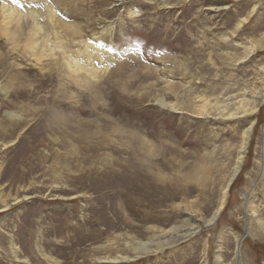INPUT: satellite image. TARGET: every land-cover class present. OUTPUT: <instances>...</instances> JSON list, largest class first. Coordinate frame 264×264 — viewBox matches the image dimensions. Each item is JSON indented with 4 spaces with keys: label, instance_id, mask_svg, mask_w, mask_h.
I'll return each mask as SVG.
<instances>
[{
    "label": "rangeland",
    "instance_id": "1",
    "mask_svg": "<svg viewBox=\"0 0 264 264\" xmlns=\"http://www.w3.org/2000/svg\"><path fill=\"white\" fill-rule=\"evenodd\" d=\"M54 4L63 21L110 39L98 45L113 56L94 59L97 79L84 89L56 76L57 64L0 34V125L11 128L0 131V209L7 205L0 211V264H264V46L244 57L246 46L264 40V0ZM132 8L137 14L130 16ZM121 55L125 65L115 59ZM57 114L67 120L66 131L51 124ZM252 119L239 169L209 223ZM131 131L156 148L166 140L175 164L160 155L149 160L167 175L204 166V186L167 180L170 193L182 192L168 197L164 184L146 174L147 186L133 142L126 143ZM20 165L32 167L22 179ZM121 233L126 241H150V253L117 245ZM115 255L124 261L111 262Z\"/></svg>",
    "mask_w": 264,
    "mask_h": 264
},
{
    "label": "bare ground",
    "instance_id": "2",
    "mask_svg": "<svg viewBox=\"0 0 264 264\" xmlns=\"http://www.w3.org/2000/svg\"><path fill=\"white\" fill-rule=\"evenodd\" d=\"M50 3L47 2V0H44V7L40 8V7H35V6H31L30 5V0H17L15 3H10L6 0H0V17H2V20L0 18V34L3 35L9 42L10 45H12V47H21V50H23V52L25 51H31L34 50L35 53L39 54V56L41 58H45V60H49L48 63L53 62L55 64H57V67L55 69V74L56 76H58L59 78H64L67 81H69V83L78 86V87H84L87 89L91 88V85L93 83V79L94 81L97 79L96 78V71L95 69H98L95 67L94 65V59H102L103 56L102 55H106L108 56V58H112L111 56V52L108 51L107 49H103L102 47H100L98 44H100L101 46L109 44L110 45V39H106L105 41H107L108 43H104V38L103 35L100 34L98 35L97 33H91V37L88 36L87 34H85L82 30H80V23L79 22H74V21H63L57 14V8H55V4L53 5V7L51 6V1L52 0H48ZM43 3V4H44ZM26 4V5H24ZM253 9V7H252ZM253 10H251L252 12ZM249 12L246 17L242 18L241 20H237L236 24H235V28H234V32H237L238 29L240 28V23H242L249 15ZM64 14H66L65 11H63ZM128 15L132 16L137 14V10H133L129 9L127 12ZM80 21V20H79ZM12 23V24H11ZM83 25V24H82ZM84 29V28H83ZM107 30V28H104ZM96 32V31H95ZM98 32V31H97ZM223 35V34H222ZM226 35V34H225ZM110 36V34H109ZM233 36V35H232ZM106 38V36H105ZM226 40V39H225ZM259 40V39H258ZM70 43V45H67L68 42ZM264 40L260 39L258 42H254L251 43L250 45L245 47V55L244 57H247L249 54H251L253 51H255L258 48H261L264 46V44L262 43ZM103 44V45H102ZM76 46V47H75ZM20 50V49H19ZM33 52V51H31ZM78 52L77 55V61L75 60V56ZM110 52V53H109ZM12 53V52H11ZM122 53V52H121ZM34 54V53H33ZM97 54V56H96ZM132 54V55H131ZM131 59H135L137 57H133L134 55H136L135 53L133 54V52H131ZM228 54V53H227ZM26 55V53H25ZM23 55V56H25ZM35 55V54H34ZM101 55V56H100ZM20 56V54H19ZM22 56V55H21ZM22 56V57H23ZM29 56V55H28ZM115 56V55H114ZM21 57V58H22ZM32 57V56H31ZM38 57V56H37ZM122 58H115L116 61L120 64H124V60L122 61V59L124 58L121 55ZM243 57V55L241 56ZM30 59V58H29ZM107 59V58H106ZM128 59V58H126ZM42 60V59H41ZM127 62V61H125ZM128 63V62H127ZM37 64V63H36ZM41 64V63H40ZM103 64V62H102ZM130 64V63H129ZM106 65V64H105ZM125 65V64H124ZM40 66V65H39ZM48 66V65H46ZM107 66V65H106ZM117 66V65H116ZM127 66V65H126ZM42 67H45L44 65H42ZM124 67V66H123ZM131 67V66H130ZM39 68V67H38ZM120 68V67H119ZM118 68V69H119ZM106 69V67H105ZM115 69V68H114ZM49 70V69H48ZM181 71V70H180ZM179 71V72H180ZM178 72V71H177ZM184 72V71H183ZM118 73V72H117ZM100 74V73H99ZM105 74V73H104ZM103 74V75H104ZM133 76V75H132ZM138 76V75H137ZM46 80V79H45ZM50 80V79H49ZM63 80V79H62ZM14 81V80H13ZM55 81V80H53ZM126 82V81H125ZM130 82V81H129ZM118 83V82H117ZM21 84V83H20ZM120 84V83H119ZM166 84V83H165ZM62 87H60L61 91H64V85L63 82H61L60 84ZM59 85V86H60ZM154 85V84H153ZM168 85V83H167ZM166 86V85H165ZM178 86V85H177ZM68 87V86H67ZM65 85V88H67ZM122 87V86H121ZM125 87V86H124ZM123 87V88H124ZM173 87V86H172ZM169 89V88H168ZM189 89V88H188ZM25 90V89H24ZM69 90V89H68ZM79 90V89H78ZM83 90V89H82ZM170 90V89H169ZM175 90V89H174ZM67 91V89H66ZM160 91V90H159ZM191 90L189 89L188 92H190ZM246 91V90H245ZM94 92V90H93ZM105 93V92H104ZM113 93V92H112ZM208 93V92H206ZM243 93V92H242ZM257 93V92H256ZM36 94V93H35ZM176 94V93H175ZM174 94V95H175ZM258 94V93H257ZM115 95V94H113ZM160 95V94H159ZM178 95V94H177ZM182 95V94H181ZM198 95V94H197ZM201 95V94H200ZM199 95V96H200ZM215 95V94H214ZM64 96H66V94H64ZM179 96V95H178ZM205 96V95H204ZM236 96V95H235ZM240 96V94H239ZM54 97V96H53ZM82 97V96H81ZM94 97L99 100V96L97 93H94ZM241 97V96H240ZM261 97V96H260ZM33 98V97H32ZM154 98V97H153ZM198 98V97H197ZM209 98V97H208ZM230 98V97H229ZM234 98V97H233ZM243 98V97H242ZM227 99V98H225ZM262 99V98H261ZM95 100V99H94ZM199 100V99H198ZM210 100V99H208ZM220 100V98H219ZM54 101V99H53ZM228 101V99H227ZM262 101V100H261ZM55 102V101H54ZM206 102V101H204ZM218 102V101H217ZM239 102V100H238ZM248 103V102H246ZM255 104V103H254ZM43 105V106H42ZM41 106L42 108H45L46 106H50L51 105V101H47L45 103H43ZM57 105V104H56ZM206 105V104H205ZM211 105V104H210ZM224 105V104H223ZM55 106V105H54ZM227 106V105H226ZM238 107V106H237ZM42 108L37 107V108H30V110L33 112L34 110H36L37 112H39ZM48 108V107H47ZM46 108V109H47ZM222 108V107H221ZM242 108V107H241ZM252 108V107H251ZM45 109V110H46ZM218 109V108H217ZM225 109V108H224ZM223 109V110H224ZM227 110V109H226ZM256 110L255 108H252V112ZM217 111V110H216ZM219 111V110H218ZM233 111V110H231ZM249 111H251L249 109ZM45 112V111H44ZM15 113V112H14ZM20 113V112H19ZM222 113V112H221ZM226 113V112H224ZM248 113V112H246ZM205 114V113H204ZM10 115H12L10 113ZM239 115V114H238ZM231 116V115H230ZM13 117V116H12ZM17 117V116H16ZM25 117V116H24ZM48 118V117H47ZM12 119V118H11ZM46 119V118H45ZM51 119V117H50ZM52 120V121H51ZM50 121L53 122L51 123L52 125L55 124L57 129L59 128L60 130H62V127L64 128V126H66L67 124V120L61 116V115H56L54 118H52ZM78 120V119H77ZM254 120L252 119L248 125L246 127V129L244 130V134H243V138H242V144L240 147V150L238 152L237 155V159H236V166L233 170L232 175L229 178V181L227 183V185L225 186L224 190H223V194L220 200V205L219 207L214 211V213L212 214V217L209 221V223H211L221 205L224 202V197L226 194V189L228 187V185L230 184V182L232 181L233 177H235L239 166L241 164V160L242 157L246 151V147L248 144V140L250 137V131H251V126L253 124ZM8 123V122H7ZM6 123V124H7ZM69 123V122H68ZM82 122H80L81 124ZM96 125V124H95ZM0 131L2 130H6L7 132L11 130L7 129V126L4 124V126L2 127ZM14 126V125H13ZM60 126V127H59ZM98 126V125H97ZM9 127L10 124H9ZM46 127V126H45ZM48 127V126H47ZM109 127V126H108ZM108 127L106 129H108ZM115 127V126H114ZM117 129H120V131L123 129L120 126H117ZM98 128V127H97ZM52 129V128H51ZM115 129V131L117 130ZM50 130V128H49ZM67 128H64L62 131H66ZM99 130V128H98ZM112 131V130H111ZM119 131V132H120ZM83 132V131H82ZM118 132V131H116ZM9 133V132H8ZM13 133V132H12ZM44 133V132H43ZM94 133V131L92 132ZM98 133V132H97ZM123 133V132H122ZM125 133V132H124ZM103 134V133H102ZM127 134V133H126ZM155 134V133H154ZM12 135V134H11ZM9 135V136H11ZM54 135V134H53ZM117 135V134H116ZM51 137V136H50ZM55 137V136H54ZM53 137V138H54ZM123 137V136H122ZM121 137V138H122ZM9 138V137H8ZM26 138V137H25ZM120 138V139H121ZM49 139V138H47ZM55 139V138H54ZM53 139V140H54ZM106 139V138H105ZM123 140V139H122ZM148 140V139H147ZM36 141V140H35ZM166 141V140H165ZM165 141L162 140L161 142L163 143H159L161 149L156 148V145L158 143H156V145H151L152 143L147 142L143 137H141L139 134L134 133L133 131L129 132V135H127V142L128 144L131 145V143L133 145H131L132 147V152L134 157L138 160L139 165L141 167H138L141 171L144 172L145 178H144V183L147 184V186L150 184L151 180L149 179H156L160 182H162L164 185V187H162L163 189L161 190L163 193H165L168 197H175V196H179V194H181L182 192L180 191H176L175 193H170L169 189L167 190L165 188L167 183V180L171 181L174 178H181V180H185L186 182H190V183H194V184H199L201 186H204V184L206 183V179H205V170H204V166L202 165H195V168L189 171H182V169H179V167L177 169H175V171L170 172L169 175H167L163 170L156 168L153 163L149 160L151 159L152 156L155 155H160L162 156V159L164 160V163L167 164L168 166H172L175 164V159L171 158L170 156H167V154L169 155V146L165 144ZM29 142V141H28ZM38 142V139H37ZM118 142V141H117ZM63 144V143H62ZM169 144V143H168ZM21 146V145H20ZM28 146V144H27ZM30 146V145H29ZM77 146V145H76ZM32 147V146H31ZM18 149V148H17ZM39 149V148H38ZM71 149V148H70ZM172 150V149H171ZM66 151V150H65ZM173 151V150H172ZM26 152V151H25ZM33 154V158L34 160L40 159V155H38L36 152L34 151H30ZM171 152V151H170ZM27 154V153H26ZM27 156V155H26ZM105 156V155H104ZM107 156V155H106ZM159 156V157H160ZM133 157V158H134ZM65 161H67V159L65 157H62ZM106 159L110 160L109 158L105 157ZM27 159V158H26ZM63 160V161H64ZM64 161V162H65ZM177 161V160H176ZM180 160H178L177 162H179ZM31 162V161H30ZM105 162V161H104ZM34 163V162H33ZM67 163V162H66ZM98 163V162H97ZM155 163V162H154ZM158 163V162H157ZM179 163L183 164V161H180ZM18 164V163H17ZM106 165H110V164H106ZM112 165V164H111ZM110 165V166H111ZM185 165V164H184ZM14 166V165H13ZM102 166V165H101ZM106 166V167H108ZM109 166V167H110ZM114 167V165H112ZM158 166V165H157ZM178 166H180V164H178ZM182 166V165H181ZM18 167V166H17ZM20 177L22 179L23 176H25V174L27 172H30V170L32 169V167L29 168H24L23 165H20ZM104 167V166H103ZM160 167V166H159ZM35 168V167H34ZM38 168V166H37ZM55 168V167H54ZM58 168V167H57ZM167 168V167H166ZM106 169V168H105ZM115 169V168H114ZM191 171V172H190ZM15 173V171H14ZM59 174V173H58ZM146 174L148 177H150L149 179L146 177ZM138 175V173H137ZM137 177V176H136ZM17 179V178H16ZM25 180V179H24ZM17 181V180H14ZM175 181V180H174ZM176 182V181H175ZM137 183V182H136ZM188 185V184H187ZM186 185V186H187ZM169 186V185H168ZM150 187V186H149ZM148 187V188H149ZM193 187V186H192ZM144 186H143V190H144ZM147 188V189H148ZM161 188V187H159ZM180 188H184V186L179 187ZM186 188V187H185ZM178 189V187L176 188ZM172 190V189H171ZM158 191V190H157ZM174 192V191H173ZM1 193V192H0ZM2 194V193H1ZM162 194V193H161ZM159 195V194H158ZM181 196V195H180ZM184 198V197H183ZM15 199V198H14ZM170 199V198H169ZM18 199H16L17 201ZM250 200V199H249ZM154 207V206H153ZM7 205H3V208L0 209V211H4L6 210ZM149 217V216H148ZM207 223V224H209ZM101 224V223H100ZM115 224V223H114ZM144 229V228H143ZM154 229V228H153ZM264 229V228H263ZM142 230V229H141ZM145 232L147 231H151L152 229H144ZM143 232V230H142ZM264 232V230H263ZM99 233H101L99 231ZM154 234V233H153ZM41 237V236H40ZM119 239H114V241L117 243V245H121L123 242L126 243L128 247V250L136 252L137 256H142V255H146L148 253H150V246L149 242L150 241H137L135 243V241L133 242L132 239L130 238L129 241H126V235L121 233L118 237ZM109 240V239H108ZM158 242V240H156ZM156 242V244H157ZM159 245V244H158ZM10 246L13 248L14 247V243L12 241H10ZM112 246V245H111ZM239 240H237L236 242V252L237 255H239ZM16 247V246H15ZM14 247V248H15ZM155 247V246H154ZM13 248V249H14ZM121 248V247H120ZM152 248V247H151ZM156 248V247H155ZM122 249V248H121ZM120 249V250H121ZM157 249V248H156ZM125 250V249H124ZM154 250V249H153ZM161 250V248H160ZM118 251V250H117ZM156 251V250H155ZM154 252V251H153ZM132 254V253H131ZM216 254V253H215ZM120 255H115L113 256V258H109L111 259L110 261L113 263H116L117 261H124V258L119 257ZM129 256V255H128ZM136 256V255H135ZM219 257V256H218ZM239 257V256H238ZM105 258V257H104ZM128 258V257H127ZM129 259V258H128ZM218 259V258H217ZM109 261V260H108ZM217 263V262H216ZM220 263V262H219ZM123 264V263H122Z\"/></svg>",
    "mask_w": 264,
    "mask_h": 264
}]
</instances>
